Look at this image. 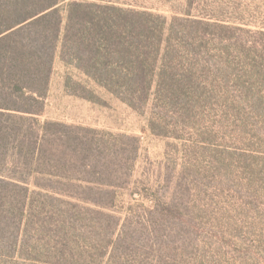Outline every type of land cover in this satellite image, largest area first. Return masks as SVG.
<instances>
[{
    "label": "rangeland",
    "instance_id": "obj_1",
    "mask_svg": "<svg viewBox=\"0 0 264 264\" xmlns=\"http://www.w3.org/2000/svg\"><path fill=\"white\" fill-rule=\"evenodd\" d=\"M87 1L159 17L145 101L123 103L64 63L59 45L38 117L137 140L113 216L142 223L154 206L156 230H138L122 253L139 264H264V0Z\"/></svg>",
    "mask_w": 264,
    "mask_h": 264
},
{
    "label": "trees",
    "instance_id": "obj_2",
    "mask_svg": "<svg viewBox=\"0 0 264 264\" xmlns=\"http://www.w3.org/2000/svg\"><path fill=\"white\" fill-rule=\"evenodd\" d=\"M66 1L0 0V264H139L121 250L138 246V230L155 235L157 207L142 223L113 216L137 140L38 117L59 45L64 63L123 103L145 101L159 17Z\"/></svg>",
    "mask_w": 264,
    "mask_h": 264
}]
</instances>
